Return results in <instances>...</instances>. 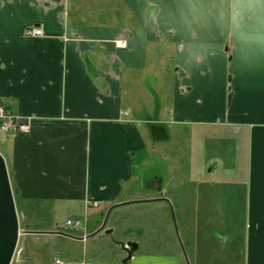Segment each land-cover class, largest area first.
<instances>
[{
	"label": "crops",
	"instance_id": "crops-1",
	"mask_svg": "<svg viewBox=\"0 0 264 264\" xmlns=\"http://www.w3.org/2000/svg\"><path fill=\"white\" fill-rule=\"evenodd\" d=\"M261 14L264 0H0V105L32 119L0 132V152L19 203L85 222L86 240L54 233L81 246L72 264H264ZM225 129L247 139L246 173L213 159ZM145 204L180 214L189 256L94 235L110 210ZM218 213L244 216L237 249L212 232L230 227L208 223Z\"/></svg>",
	"mask_w": 264,
	"mask_h": 264
},
{
	"label": "rangeland",
	"instance_id": "rangeland-1",
	"mask_svg": "<svg viewBox=\"0 0 264 264\" xmlns=\"http://www.w3.org/2000/svg\"><path fill=\"white\" fill-rule=\"evenodd\" d=\"M224 133L226 142L218 140V143L220 148L225 147V154L223 152H221L220 155L215 153L213 155L215 158L213 159H220L223 164L221 166V170L226 173L237 174L241 171L246 173L248 157L247 139L245 138V135L242 137L235 136L234 133L228 132L227 129H225ZM232 136L233 138H231ZM185 137V133L184 135L182 134V136L177 137L178 139L174 136L173 141H183L186 139ZM207 146L209 145H203V147ZM210 146L212 148L214 147V144H210ZM172 152L176 154L174 156L183 155L179 148L173 149ZM194 152L198 153L196 150ZM210 155L212 156V149L210 150ZM15 201L21 234L12 264H57V259L64 264H72L71 262H74L73 258L82 251L81 246H77V244L73 246V243H71L68 239L55 235L54 233L66 235L71 238L81 237V240H86L88 238V234L85 233V222L81 219H73L76 218V213L74 212L72 213L67 210L53 212L51 210L53 207L50 204L30 202L29 204H25L24 207L16 200V197ZM88 208L89 206L87 209ZM149 208H153V204L117 208L109 214L106 225L108 228L115 227L117 234H121L123 238L127 237L133 239L134 243L139 240L153 244L154 241L162 243V240H165L171 243L172 247L174 246L176 250L181 252L182 255L184 254L185 256H189L186 244L187 236L184 235L186 233H184V229L182 228L183 223L180 214L176 213L175 209H173L174 212L169 213L167 217H165V213L158 210L141 214L142 210H148ZM136 211H139V213ZM227 216L228 217L226 219L224 214H214L208 223L219 227L222 223H224V221H226L230 226L229 229L222 231L221 228H217L213 229L212 232L218 235L221 244L223 240L225 243H228V245H232V242L236 240V243H234L233 246L237 249L238 246L243 243L242 225L244 216L242 214H235L234 219L229 215ZM68 219L80 221V229L76 230L67 226L66 222ZM165 221H169L171 224L169 233H167L164 229L161 230L158 226L159 223H164ZM190 224L192 225V222ZM94 225L95 223L87 222V227ZM100 229L94 233V235L101 232ZM116 237V233L109 235V238ZM216 240L217 238L215 239L214 245H219ZM121 241L124 242V240ZM130 254H132V250L130 251ZM237 262L238 260L235 263ZM184 264H187L186 261Z\"/></svg>",
	"mask_w": 264,
	"mask_h": 264
},
{
	"label": "water",
	"instance_id": "water-1",
	"mask_svg": "<svg viewBox=\"0 0 264 264\" xmlns=\"http://www.w3.org/2000/svg\"><path fill=\"white\" fill-rule=\"evenodd\" d=\"M110 211L100 230L104 229ZM111 231L107 230L106 233L109 234ZM20 234L19 217L9 171L6 160L0 153V264H12Z\"/></svg>",
	"mask_w": 264,
	"mask_h": 264
},
{
	"label": "built area",
	"instance_id": "built-area-1",
	"mask_svg": "<svg viewBox=\"0 0 264 264\" xmlns=\"http://www.w3.org/2000/svg\"><path fill=\"white\" fill-rule=\"evenodd\" d=\"M28 36H43L44 33L40 28H30L26 31ZM120 45H124L125 42H119ZM31 118H21L12 114L4 106H0V132L2 133H16V132H28L31 125ZM89 205V202H87ZM93 205L98 206V202H93ZM67 225L73 229H80L81 222L68 220ZM57 264H64L57 260Z\"/></svg>",
	"mask_w": 264,
	"mask_h": 264
},
{
	"label": "clouds",
	"instance_id": "clouds-1",
	"mask_svg": "<svg viewBox=\"0 0 264 264\" xmlns=\"http://www.w3.org/2000/svg\"><path fill=\"white\" fill-rule=\"evenodd\" d=\"M255 35L258 42L264 43V14L259 15L257 18ZM244 38L246 37L242 36V39Z\"/></svg>",
	"mask_w": 264,
	"mask_h": 264
}]
</instances>
